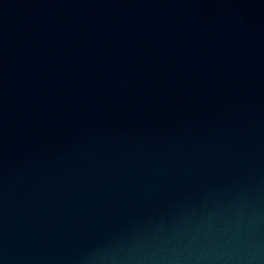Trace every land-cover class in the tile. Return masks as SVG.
Returning <instances> with one entry per match:
<instances>
[{
  "label": "water",
  "instance_id": "95a60500",
  "mask_svg": "<svg viewBox=\"0 0 264 264\" xmlns=\"http://www.w3.org/2000/svg\"><path fill=\"white\" fill-rule=\"evenodd\" d=\"M0 264H264V0H0Z\"/></svg>",
  "mask_w": 264,
  "mask_h": 264
}]
</instances>
